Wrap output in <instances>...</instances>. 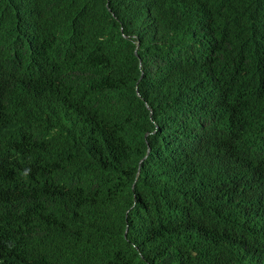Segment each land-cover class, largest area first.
I'll use <instances>...</instances> for the list:
<instances>
[{
  "label": "trees",
  "instance_id": "obj_1",
  "mask_svg": "<svg viewBox=\"0 0 264 264\" xmlns=\"http://www.w3.org/2000/svg\"><path fill=\"white\" fill-rule=\"evenodd\" d=\"M0 264H264V0H0Z\"/></svg>",
  "mask_w": 264,
  "mask_h": 264
}]
</instances>
